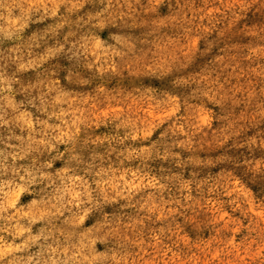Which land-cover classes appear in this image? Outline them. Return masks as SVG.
<instances>
[{
    "label": "rangeland",
    "instance_id": "obj_1",
    "mask_svg": "<svg viewBox=\"0 0 264 264\" xmlns=\"http://www.w3.org/2000/svg\"><path fill=\"white\" fill-rule=\"evenodd\" d=\"M0 264H264V0H0Z\"/></svg>",
    "mask_w": 264,
    "mask_h": 264
}]
</instances>
